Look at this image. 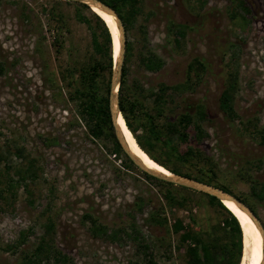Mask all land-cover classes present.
I'll return each instance as SVG.
<instances>
[{
    "label": "rangeland",
    "instance_id": "1",
    "mask_svg": "<svg viewBox=\"0 0 264 264\" xmlns=\"http://www.w3.org/2000/svg\"><path fill=\"white\" fill-rule=\"evenodd\" d=\"M241 1L245 17L236 0H141L142 13L126 29L133 46L128 78L145 94L161 83L190 85L182 93L168 91L157 123L165 125L202 104L208 136L197 142L189 128L180 149L194 146L212 158L214 182L249 203L264 225V202L250 189L253 182H264V0ZM52 12L63 17L58 52L48 31L54 27ZM84 13L87 20L79 22L66 0H0V264H22L30 257L48 220L54 224L53 251L42 264H143L147 252L157 264H181L174 221L222 234L227 213L198 193L146 178L134 164L123 166L124 155L108 153L110 142L88 135L58 74L60 66L77 72L100 56L93 37L104 44L105 32ZM179 26L183 35L177 37ZM149 54L162 61L157 71L143 68L141 57ZM195 59L205 67L199 76L190 70ZM231 74L237 83L234 121L219 108ZM151 102L146 98L145 108ZM17 148L20 157L8 155ZM153 152L167 159L164 148ZM28 163L34 177L8 194L7 168L13 172ZM183 170L199 174L190 163ZM168 189L188 200L185 207L167 204ZM92 220L106 234H94ZM244 249L243 238L242 254Z\"/></svg>",
    "mask_w": 264,
    "mask_h": 264
},
{
    "label": "trees",
    "instance_id": "2",
    "mask_svg": "<svg viewBox=\"0 0 264 264\" xmlns=\"http://www.w3.org/2000/svg\"><path fill=\"white\" fill-rule=\"evenodd\" d=\"M66 1L75 6V16L79 22H85L87 20L84 11L88 15L94 16L101 23L106 37L104 44H100L96 36L93 37L95 50L100 55L98 59L81 67L77 72L70 68L64 70L60 66L58 72L59 80L65 85L68 98L75 103L78 116L83 122L88 135L93 139L110 142L111 147L107 150L108 153L117 157V159L121 155H124L127 162H124L123 166L131 167L133 166L132 161L123 152L114 134L109 110V92L115 60L111 31L109 32V28L106 27L104 20L94 13L88 5L71 0ZM101 1L112 7L118 13L125 24V30L128 29V25L136 16L142 13L141 0ZM236 1H238V7L244 10L245 14L243 16L245 17L247 7L243 1ZM57 14L54 12L51 13L50 20L54 21V27H49L48 30L53 36V45L57 49L56 52L60 51L62 47L61 32H63V17ZM175 33L177 37L183 35L180 26L176 28ZM178 39L175 38L176 43H179ZM132 48V43L126 39L117 95L119 110L125 120L126 126L133 134L140 148L154 162L173 174L193 178L197 181L221 188L226 192L233 193L225 184L214 182L217 176L212 158L206 156L197 147L187 145L184 150H181L179 147L180 144L188 142L190 137L188 133L189 128L195 131V140L197 142H200L204 137L208 136V133L202 125L207 119V111L202 104H197L194 108L184 109L177 114L175 120L165 125H159L157 123L158 117L164 115L166 97L169 94L168 91L171 90L174 94L182 93L190 88V85L180 83L169 86L161 83L157 91H151L149 94H145L143 88L137 81H130L128 78ZM141 63L143 68L149 71H157L162 66V61L154 54L141 57ZM204 68V64L198 59L193 60L190 64V70H194L197 76L200 75V72ZM236 88V75L231 74L219 96V108L229 121H234L236 118V113L233 109V96ZM146 98H152L151 105L148 109L145 108L144 104ZM141 116L143 117L142 122L138 119ZM262 136V141L264 142V135ZM156 146L165 149L166 160L154 154L153 149ZM8 155L20 157L22 151L17 148L13 154L8 152ZM189 163L198 167L199 174L192 175L183 170ZM9 169L7 168L6 177L4 176L5 181L3 183L5 187L3 189H6L8 194L11 193L13 195L15 186L17 187V185L23 183L27 187V181L32 180L34 177L33 164L28 163L25 169L15 168L13 172ZM144 176L155 179L146 173H144ZM159 182L164 185L174 186L172 183L162 180H159ZM181 189L200 194L207 203L227 213V218L222 224V234L217 233L218 231L216 230L209 233L198 231L193 229L190 224H183L180 220L174 221L172 230L175 233H179V246L177 250L178 252L182 251L181 264H242L244 255L242 254L244 230L240 226L241 223L239 224L240 221L237 220L238 218L216 197L185 187H181ZM250 189L252 195L258 201L264 202V182L255 181L251 184ZM3 197L2 192H0V198ZM164 198L171 207H185L188 201L182 197L177 198L170 189L166 191ZM248 205L253 208L249 203ZM252 210L256 213L255 209ZM92 227L94 234L98 232L106 234L107 232L104 226L96 225L95 221H93ZM53 229V222L48 220L45 224V231L38 247L22 264H42L44 259L49 258V254L53 251ZM143 248L148 249L146 245H143ZM58 254L59 256L56 257V260L60 261L63 255H60L59 252ZM143 264H157L151 252H147L146 261Z\"/></svg>",
    "mask_w": 264,
    "mask_h": 264
},
{
    "label": "water",
    "instance_id": "3",
    "mask_svg": "<svg viewBox=\"0 0 264 264\" xmlns=\"http://www.w3.org/2000/svg\"><path fill=\"white\" fill-rule=\"evenodd\" d=\"M79 3H83L89 6L90 2H93L97 4L105 13L111 15L117 22V27L120 32V51L119 56L116 61H114L113 66V74L111 77V84H110V92H109V110L111 114V120L113 125L114 134L116 136L117 141L119 142L123 152L126 154V156L132 161V163L140 169L142 172L148 174L149 176L162 180L165 182L172 183L176 186H181L185 188H189L195 191L203 192L205 194L211 195L216 197L220 202L223 204V200H228L233 202L238 208H240L243 212H245L256 224V226L259 228L263 240H264V225L258 214H256L252 208L242 200L239 196H237L234 193H229L221 188H218L216 186H213L211 184H207L205 182L197 181L193 178H188L185 176H179L174 174L173 176H167L164 174H161L160 172H157L155 170H152L148 167H146L142 161L135 156L134 153L131 152L129 149V146L122 134V131L118 125V116L121 115V112L118 107V87L120 83V74H121V64L123 61V53H124V44L126 40V30H125V24L118 15V13L109 5L102 2L101 0H71ZM90 7V6H89ZM91 9V7H90ZM92 10V9H91ZM93 11V10H92ZM105 22V21H104ZM106 27L107 24L105 23ZM109 30V29H108ZM110 32V31H109ZM123 117V116H122ZM261 264H264V256Z\"/></svg>",
    "mask_w": 264,
    "mask_h": 264
},
{
    "label": "bare ground",
    "instance_id": "4",
    "mask_svg": "<svg viewBox=\"0 0 264 264\" xmlns=\"http://www.w3.org/2000/svg\"><path fill=\"white\" fill-rule=\"evenodd\" d=\"M89 6L98 16L101 17L102 20L107 24L110 33L113 37V45H114V61L117 60L119 56V51L121 48L120 45V32L117 27L116 20L109 14L105 13L97 4L90 2ZM118 125L122 131V134L129 146V149L132 153L139 158L142 163L161 174L167 176H173L174 174L165 169L164 167L158 165L154 162L138 145L133 134L130 132L128 127L126 126L124 118L119 115L118 116ZM223 205L226 206L238 219L240 226H242L244 230V255L242 259V264H261L264 256V240L259 228L253 222V220L240 208H238L233 202L228 200H223Z\"/></svg>",
    "mask_w": 264,
    "mask_h": 264
}]
</instances>
